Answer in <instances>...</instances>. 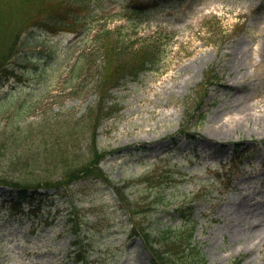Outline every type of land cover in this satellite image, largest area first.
<instances>
[{"label": "rangeland", "instance_id": "374dc122", "mask_svg": "<svg viewBox=\"0 0 264 264\" xmlns=\"http://www.w3.org/2000/svg\"><path fill=\"white\" fill-rule=\"evenodd\" d=\"M85 1L93 15L80 33L38 27L39 36L25 34L0 82V173L60 179L88 161L92 116L101 108L102 167L138 212L128 214L110 183L92 177L50 188L32 217H14L3 204L14 193L2 185L0 264H82L72 209L85 264H152L141 237L128 235L132 221L180 227L175 208L185 204L195 207L196 242L208 264H264V0H150L163 6L141 21L128 16L125 0ZM100 28L113 31L126 56L157 43L162 58L117 82L107 99L102 57L81 59L97 56ZM32 121L35 137L22 144L11 136ZM52 129L62 138L56 159L41 142ZM164 192L170 204L157 202Z\"/></svg>", "mask_w": 264, "mask_h": 264}, {"label": "trees", "instance_id": "16d2710c", "mask_svg": "<svg viewBox=\"0 0 264 264\" xmlns=\"http://www.w3.org/2000/svg\"><path fill=\"white\" fill-rule=\"evenodd\" d=\"M150 0H125L126 12L128 16L136 20H144L150 17V8H160L163 6L159 2L150 5ZM180 3L183 0H178ZM96 9L97 7H93ZM90 3L85 0H0V82L7 79L12 72L11 61L19 53L24 42V35L30 33L32 38L39 36L38 27H42L50 32H57L64 28H69L73 32L80 33L82 25L92 17ZM113 31L101 28L94 35L97 42V56L87 54L82 55L89 64H97L98 54L102 57L103 66L101 72V97L107 99L104 94L118 86L119 81L128 77H137L142 72L153 69L155 64L162 59L159 57V45L157 43H144L131 49L127 56L124 54L126 45L121 44L119 38H114ZM29 40V39H28ZM26 40L27 43L29 41ZM94 118V137L92 139L93 156L80 166H69L60 179H41L30 181L26 178L10 177L0 173V186L6 185L11 188L12 196L3 204L8 210V214L16 216H29L39 210L46 196H49L50 188L70 186L74 181L86 178H98L109 182L113 190L125 205L128 214L137 213L132 201L126 196V187L112 180L102 167V160L106 157V152L101 151L97 145V128L101 116V108L92 116ZM79 119L76 121L78 123ZM67 126V124H65ZM37 124L31 123L17 124L10 133L20 142L28 136H36ZM80 131V129H79ZM48 136L41 140L45 151L55 152L52 154L57 158L56 143L61 141L60 134L55 129L47 133ZM187 135L194 137L195 133L187 131ZM6 137L3 138V141ZM50 147L48 148V146ZM11 147V146H8ZM22 150H24L22 148ZM18 151V150H16ZM20 154H23L20 151ZM169 177L173 174L170 172ZM22 177V178H21ZM146 181L151 176H145ZM158 203L170 204L171 199L164 192ZM73 202L71 205L73 206ZM29 206V210L26 207ZM75 208V207H73ZM195 208L190 204L181 205L175 208L181 220L180 227H173L171 224L160 221L157 227L149 228L142 223L132 221L128 235H139L145 247L151 255L152 264H208L203 255V250L195 240L197 219L194 217ZM70 224L76 233L74 244L76 245V257L78 262H85L87 250L84 249V239L80 235L78 215L73 211L69 213ZM131 214V215H132Z\"/></svg>", "mask_w": 264, "mask_h": 264}]
</instances>
